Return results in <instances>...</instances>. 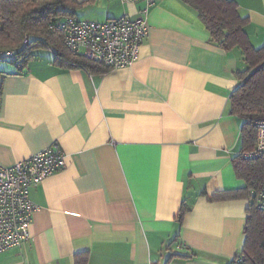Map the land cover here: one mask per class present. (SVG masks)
Here are the masks:
<instances>
[{
    "label": "crops",
    "instance_id": "crops-1",
    "mask_svg": "<svg viewBox=\"0 0 264 264\" xmlns=\"http://www.w3.org/2000/svg\"><path fill=\"white\" fill-rule=\"evenodd\" d=\"M233 1L261 48L264 0ZM78 2L96 22L143 7ZM147 19L149 36L128 68H62L42 49L21 71L0 63V165L54 144L66 161L29 191L39 207L32 240L0 264H75L77 254L87 264H229L240 255L251 199L212 197L246 188L232 162L244 121L230 113L242 53L211 41L183 0H155Z\"/></svg>",
    "mask_w": 264,
    "mask_h": 264
},
{
    "label": "trees",
    "instance_id": "trees-1",
    "mask_svg": "<svg viewBox=\"0 0 264 264\" xmlns=\"http://www.w3.org/2000/svg\"><path fill=\"white\" fill-rule=\"evenodd\" d=\"M183 1L199 12L211 41L228 52L239 49L246 64L243 71L236 73L240 84L230 96V113L244 121L241 152L232 162L236 176L245 181L246 188L218 192L212 198L251 199L241 253L229 264H264V211L257 207L255 200L264 184V155L251 159L244 157L257 143L258 127L255 123L264 120V45L255 48L251 44L245 31L249 18L240 15L235 1ZM83 5L78 0H0V50H17L26 65L33 57V51L48 48L55 53V64L62 68H82L98 73L109 71L108 67L71 55L64 46L62 34L50 29L58 18L75 17L76 10ZM26 37L28 43L24 44ZM250 192L254 195L250 196ZM189 211L184 202L177 216L180 224ZM87 261L86 254L75 257V264H87Z\"/></svg>",
    "mask_w": 264,
    "mask_h": 264
},
{
    "label": "built area",
    "instance_id": "built-area-1",
    "mask_svg": "<svg viewBox=\"0 0 264 264\" xmlns=\"http://www.w3.org/2000/svg\"><path fill=\"white\" fill-rule=\"evenodd\" d=\"M123 4H139V15L124 13L105 22L63 17L55 20L50 29L60 32L68 52L110 70L124 69L140 59L141 48L149 36L148 14L155 0H120ZM28 43V38L24 44ZM0 63L26 67L17 50H0ZM257 143L246 159L264 155V120L256 123ZM63 151L57 144L10 167L0 165V255L21 248L32 240L31 225L39 207L29 191L55 172L65 169ZM256 205L264 211V184L256 194Z\"/></svg>",
    "mask_w": 264,
    "mask_h": 264
},
{
    "label": "rangeland",
    "instance_id": "rangeland-1",
    "mask_svg": "<svg viewBox=\"0 0 264 264\" xmlns=\"http://www.w3.org/2000/svg\"><path fill=\"white\" fill-rule=\"evenodd\" d=\"M90 8L89 7H87L86 8V10L84 11V10H76L77 12H76V14L82 19V20H95V21H97V20H101L102 18H98V17H93L92 15H94V14H92L91 13V11L89 10ZM95 10V9H94ZM91 13V14H90ZM96 16V15H95ZM107 19V18H106ZM112 19V18H111ZM42 50H45V51H48V52H50V49H48V48H42Z\"/></svg>",
    "mask_w": 264,
    "mask_h": 264
}]
</instances>
